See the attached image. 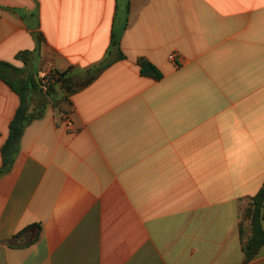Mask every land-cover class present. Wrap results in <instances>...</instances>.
I'll return each mask as SVG.
<instances>
[{
	"label": "crops",
	"instance_id": "1",
	"mask_svg": "<svg viewBox=\"0 0 264 264\" xmlns=\"http://www.w3.org/2000/svg\"><path fill=\"white\" fill-rule=\"evenodd\" d=\"M114 33L72 129L49 105L0 177V264H264L240 234L264 184V0H0V62L25 73L84 76ZM21 103L0 75V167Z\"/></svg>",
	"mask_w": 264,
	"mask_h": 264
},
{
	"label": "trees",
	"instance_id": "2",
	"mask_svg": "<svg viewBox=\"0 0 264 264\" xmlns=\"http://www.w3.org/2000/svg\"><path fill=\"white\" fill-rule=\"evenodd\" d=\"M129 7L128 3L127 9ZM36 40L41 44L44 37L38 34ZM119 49L120 34L114 33L110 52L105 60L86 70L84 76H80L73 67H70L66 70L54 69L39 77L38 73H25L24 70L17 69L9 63L0 62V75L19 93L22 99L21 106L10 124L8 140L2 147L3 165L0 167V177L12 168L26 126L34 119L41 118L49 105L59 108L60 113L72 112L71 96L92 83L118 58H123L122 54L118 58L111 57L112 51ZM30 54L29 51L21 52L17 58L27 64ZM139 64L142 73H144L146 65H151L146 59H140ZM4 67L15 71L20 77L23 74L22 78L10 80L8 72L3 70ZM152 68L154 71L146 75L158 80L161 79L162 74L154 66ZM66 105L71 108H65ZM243 200L240 234L247 263L257 257L264 246V184L256 195L246 197Z\"/></svg>",
	"mask_w": 264,
	"mask_h": 264
},
{
	"label": "built area",
	"instance_id": "3",
	"mask_svg": "<svg viewBox=\"0 0 264 264\" xmlns=\"http://www.w3.org/2000/svg\"><path fill=\"white\" fill-rule=\"evenodd\" d=\"M62 124L65 125L68 129H72L71 113L63 115Z\"/></svg>",
	"mask_w": 264,
	"mask_h": 264
},
{
	"label": "water",
	"instance_id": "4",
	"mask_svg": "<svg viewBox=\"0 0 264 264\" xmlns=\"http://www.w3.org/2000/svg\"><path fill=\"white\" fill-rule=\"evenodd\" d=\"M154 71V69L152 68L151 65H146L145 68H144V73L145 74H148V73H152Z\"/></svg>",
	"mask_w": 264,
	"mask_h": 264
}]
</instances>
